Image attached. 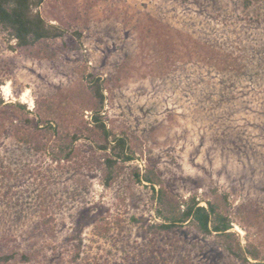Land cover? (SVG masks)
Segmentation results:
<instances>
[{
  "label": "rangeland",
  "instance_id": "1",
  "mask_svg": "<svg viewBox=\"0 0 264 264\" xmlns=\"http://www.w3.org/2000/svg\"><path fill=\"white\" fill-rule=\"evenodd\" d=\"M37 9L61 36L28 49L0 27V264L262 260L264 0H43ZM96 78L109 140L123 136L133 154L109 184L110 149L91 124ZM147 168L160 178L155 190L214 203L259 259L242 263L186 222L160 229L152 189L134 176Z\"/></svg>",
  "mask_w": 264,
  "mask_h": 264
},
{
  "label": "trees",
  "instance_id": "2",
  "mask_svg": "<svg viewBox=\"0 0 264 264\" xmlns=\"http://www.w3.org/2000/svg\"><path fill=\"white\" fill-rule=\"evenodd\" d=\"M43 0H0V27L8 34L9 38L14 39L17 46L22 48H31L39 41L49 38H56L62 35V30L53 24L46 22L38 11V7ZM249 1V0H247ZM99 79L91 80L88 85L97 102V110L91 116V124L96 125L101 130L105 143L100 148L103 151L110 149L109 154L104 156L103 161L107 167L104 183L109 184L114 178V166L118 160L130 161L133 154L127 152V140L123 136L115 135L110 141V130L101 121L100 108L103 105L104 96ZM45 122L35 121V128H43ZM51 124L47 122V125ZM79 139L77 135L72 136L70 144ZM135 179L138 182L145 181L152 189L153 199L158 203L156 210L158 215L162 216L163 222L159 224L160 229L169 231L180 228L185 222L189 223L194 229L203 235H215L220 238V243L226 251L239 259L242 263H247L249 256L259 259V253L255 250L246 251L238 240L232 239L231 220L217 210L214 203L206 201V205H201L199 199L190 197L186 201H180L175 196L169 195L161 186L155 190V185H160V178L156 172L147 168L144 172L137 169L134 172ZM75 256L73 259H76ZM4 259H8L7 256ZM23 259L28 257L23 255ZM151 259H147L141 264H150ZM181 263V262H180ZM179 264V263H177ZM182 264V263H181ZM252 264H264V258L259 262Z\"/></svg>",
  "mask_w": 264,
  "mask_h": 264
},
{
  "label": "bare ground",
  "instance_id": "3",
  "mask_svg": "<svg viewBox=\"0 0 264 264\" xmlns=\"http://www.w3.org/2000/svg\"><path fill=\"white\" fill-rule=\"evenodd\" d=\"M5 88H7V87H5Z\"/></svg>",
  "mask_w": 264,
  "mask_h": 264
}]
</instances>
